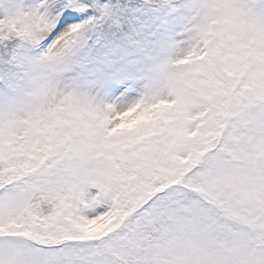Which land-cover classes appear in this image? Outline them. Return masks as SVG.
I'll return each mask as SVG.
<instances>
[{"label":"snow or ice","instance_id":"6c2138e0","mask_svg":"<svg viewBox=\"0 0 264 264\" xmlns=\"http://www.w3.org/2000/svg\"><path fill=\"white\" fill-rule=\"evenodd\" d=\"M0 264H264V0H0Z\"/></svg>","mask_w":264,"mask_h":264}]
</instances>
